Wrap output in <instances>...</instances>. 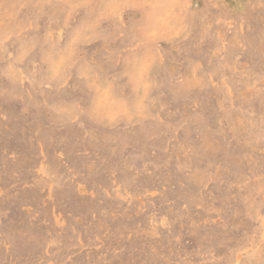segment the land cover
Returning a JSON list of instances; mask_svg holds the SVG:
<instances>
[{
  "label": "rangeland",
  "instance_id": "374dc122",
  "mask_svg": "<svg viewBox=\"0 0 264 264\" xmlns=\"http://www.w3.org/2000/svg\"><path fill=\"white\" fill-rule=\"evenodd\" d=\"M82 2L0 0V264H264V0Z\"/></svg>",
  "mask_w": 264,
  "mask_h": 264
},
{
  "label": "snow or ice",
  "instance_id": "6c2138e0",
  "mask_svg": "<svg viewBox=\"0 0 264 264\" xmlns=\"http://www.w3.org/2000/svg\"><path fill=\"white\" fill-rule=\"evenodd\" d=\"M117 3L123 4L127 9H136V10H143L147 9L149 7H155L156 2L155 0H116ZM78 7L85 8L87 7V2H82L78 4ZM149 36H154L155 33L149 32ZM73 42H77L75 38H73ZM150 65L148 63H145L141 68L138 69V74L143 77V75L147 72ZM93 68L96 71H99V68L97 66H93ZM109 94V90L105 88L103 91L99 94V99L101 102H104L107 100ZM75 100L77 102H81L84 104L85 109L88 108V101L87 100H81L79 96H76Z\"/></svg>",
  "mask_w": 264,
  "mask_h": 264
}]
</instances>
